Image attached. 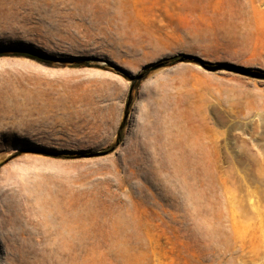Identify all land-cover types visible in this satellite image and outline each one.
<instances>
[{"label": "rangeland", "instance_id": "rangeland-1", "mask_svg": "<svg viewBox=\"0 0 264 264\" xmlns=\"http://www.w3.org/2000/svg\"><path fill=\"white\" fill-rule=\"evenodd\" d=\"M0 53L63 115L0 143V264H264V0H0Z\"/></svg>", "mask_w": 264, "mask_h": 264}, {"label": "crops", "instance_id": "crops-1", "mask_svg": "<svg viewBox=\"0 0 264 264\" xmlns=\"http://www.w3.org/2000/svg\"><path fill=\"white\" fill-rule=\"evenodd\" d=\"M26 80V79H24ZM60 101H53L43 86L14 84L12 94L0 93V143H33L28 139L63 118Z\"/></svg>", "mask_w": 264, "mask_h": 264}, {"label": "trees", "instance_id": "trees-1", "mask_svg": "<svg viewBox=\"0 0 264 264\" xmlns=\"http://www.w3.org/2000/svg\"><path fill=\"white\" fill-rule=\"evenodd\" d=\"M14 57H22L26 59H30L39 63L43 64H51V62L54 60L53 57L50 55L44 54V53H39L35 51L34 49L30 50H23L20 52H14L11 54ZM4 56L3 54L0 53V57ZM185 58L181 56H173L168 59L163 60L162 62L159 63V66L161 67H166V66H171L174 65L178 62L184 61Z\"/></svg>", "mask_w": 264, "mask_h": 264}, {"label": "water", "instance_id": "water-1", "mask_svg": "<svg viewBox=\"0 0 264 264\" xmlns=\"http://www.w3.org/2000/svg\"><path fill=\"white\" fill-rule=\"evenodd\" d=\"M244 75L250 76L256 79H263L264 80V74L263 73H258V72H250V71H243Z\"/></svg>", "mask_w": 264, "mask_h": 264}, {"label": "bare ground", "instance_id": "bare-ground-1", "mask_svg": "<svg viewBox=\"0 0 264 264\" xmlns=\"http://www.w3.org/2000/svg\"><path fill=\"white\" fill-rule=\"evenodd\" d=\"M253 209H256V208L253 207Z\"/></svg>", "mask_w": 264, "mask_h": 264}]
</instances>
